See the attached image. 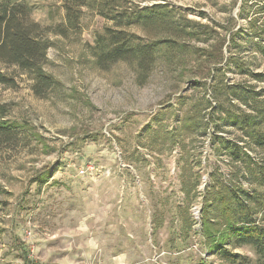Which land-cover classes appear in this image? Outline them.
<instances>
[{"label":"rangeland","instance_id":"374dc122","mask_svg":"<svg viewBox=\"0 0 264 264\" xmlns=\"http://www.w3.org/2000/svg\"><path fill=\"white\" fill-rule=\"evenodd\" d=\"M27 1L32 19L47 29L50 47L44 69L59 85L38 98L26 74L2 67L15 85L0 84V104L6 105L9 121L23 126L22 144L0 149V264H25L24 251L26 264H228L208 251L200 232L202 192L213 172L227 179L230 170L227 158L217 155L211 144L214 126L209 123L205 135L202 128L184 131L185 137L173 143H152L151 135L154 130L177 135L179 119L194 101L204 97L214 103L204 80L211 84L216 76L241 82L246 76L231 69L217 73L224 59L210 67L208 77L198 78L191 55L186 67L156 63L139 84L132 65L119 62L109 70L95 66L94 37L113 25L98 13L103 0L81 7L78 26L70 29L63 0ZM124 3L176 8L203 31L200 40L182 41L191 52L211 50L213 41L225 35V56L231 31L246 29L248 18H264V0ZM60 27L67 32L59 34ZM130 31L144 34L138 27ZM243 54L256 69H264L257 53ZM209 111L202 114L208 117ZM185 171L201 175V195L190 208L180 190ZM154 205L159 206L154 213L159 220L153 217ZM234 251L256 258L250 246Z\"/></svg>","mask_w":264,"mask_h":264},{"label":"trees","instance_id":"16d2710c","mask_svg":"<svg viewBox=\"0 0 264 264\" xmlns=\"http://www.w3.org/2000/svg\"><path fill=\"white\" fill-rule=\"evenodd\" d=\"M92 2L95 0H63L69 29L78 26L80 8ZM97 10L113 23L95 35L91 47L95 66L100 70H109L114 64L124 62L133 66L139 84H143L156 63L166 61L186 67L192 55L194 66L199 68L198 78L208 77L210 67L222 64L224 59L225 66L217 68V73L231 69L246 76L241 82H228L216 76L212 77L211 84L204 80L214 103L204 97L197 99L190 113L179 119L177 135L154 130L151 140L152 143H173L185 137L184 131L202 128L205 135L209 123L214 126L211 144L217 155L227 158L230 168L227 179L213 172L201 195L197 191L201 175L185 171L180 174V190L187 208L199 195L202 197L200 232L208 251L228 264H264V158H258L259 154H264V87L258 86L264 83V69H256L251 58L242 55L243 51H249L264 59V18L260 22L257 18H248L246 29L231 31L229 54L225 56V35L213 41L215 45H210L213 49L197 48L191 52L182 41L199 38V32H203L198 29L199 23L166 3L133 6L124 0H103L98 3ZM31 13L27 0H0V84L15 85L14 77L2 70V67H15L31 80L33 94L46 98L58 88L59 82L44 69L50 47L45 37L47 29L33 20ZM131 27L140 28L143 36L130 31ZM57 32L65 34L67 29L60 27ZM243 44L248 48L242 47ZM209 108L208 117H205L202 111ZM7 113L6 105L0 104V149H17L22 144L23 125L9 121ZM39 182H46V179H39ZM154 206L153 217L159 220L154 215L159 206ZM243 246L253 249L255 260L234 251ZM26 257L24 251L21 258L25 264Z\"/></svg>","mask_w":264,"mask_h":264},{"label":"crops","instance_id":"0c3cea01","mask_svg":"<svg viewBox=\"0 0 264 264\" xmlns=\"http://www.w3.org/2000/svg\"><path fill=\"white\" fill-rule=\"evenodd\" d=\"M117 260H119V259H117ZM118 262V261H117ZM119 264V263H118Z\"/></svg>","mask_w":264,"mask_h":264}]
</instances>
